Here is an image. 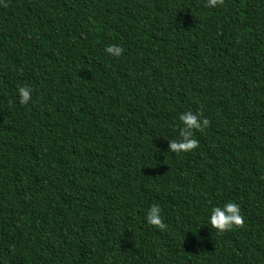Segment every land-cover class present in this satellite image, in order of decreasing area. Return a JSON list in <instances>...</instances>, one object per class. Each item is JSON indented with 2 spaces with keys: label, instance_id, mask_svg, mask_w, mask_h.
Returning a JSON list of instances; mask_svg holds the SVG:
<instances>
[{
  "label": "trees",
  "instance_id": "16d2710c",
  "mask_svg": "<svg viewBox=\"0 0 264 264\" xmlns=\"http://www.w3.org/2000/svg\"><path fill=\"white\" fill-rule=\"evenodd\" d=\"M205 3L0 0V264H264V0Z\"/></svg>",
  "mask_w": 264,
  "mask_h": 264
},
{
  "label": "clouds",
  "instance_id": "9594fccd",
  "mask_svg": "<svg viewBox=\"0 0 264 264\" xmlns=\"http://www.w3.org/2000/svg\"><path fill=\"white\" fill-rule=\"evenodd\" d=\"M224 0H206L205 7L215 8L223 6ZM105 52L109 55L119 57L123 54V49L116 45H108L105 47ZM19 95V103L27 104L31 99L32 89L27 86H21L17 89ZM180 121L183 127L179 130V139L169 140V152L172 153H188L198 148V140L194 138V131L203 132L210 124L207 118H202V113L194 114L192 111H187L180 115ZM147 223L153 227L165 230L167 225L161 217V209L159 205L154 204L147 212ZM209 223L218 233L230 231L233 228H242L244 226V217L241 214V209L235 202H227L223 207H214L211 210Z\"/></svg>",
  "mask_w": 264,
  "mask_h": 264
}]
</instances>
